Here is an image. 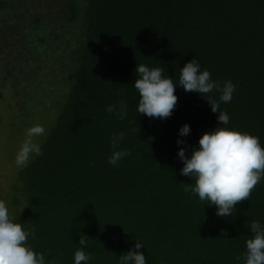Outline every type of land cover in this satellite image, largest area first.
Segmentation results:
<instances>
[{
	"label": "trees",
	"instance_id": "16d2710c",
	"mask_svg": "<svg viewBox=\"0 0 264 264\" xmlns=\"http://www.w3.org/2000/svg\"><path fill=\"white\" fill-rule=\"evenodd\" d=\"M0 76L56 111L0 264H264V0H0Z\"/></svg>",
	"mask_w": 264,
	"mask_h": 264
},
{
	"label": "rangeland",
	"instance_id": "374dc122",
	"mask_svg": "<svg viewBox=\"0 0 264 264\" xmlns=\"http://www.w3.org/2000/svg\"><path fill=\"white\" fill-rule=\"evenodd\" d=\"M18 39L12 37L14 42ZM56 86L59 90L62 85ZM24 89H18V98L9 85L0 87V239L4 237L2 227L11 216L9 204L16 173L31 160L56 117L50 103L44 100L37 106L26 98L30 91Z\"/></svg>",
	"mask_w": 264,
	"mask_h": 264
}]
</instances>
